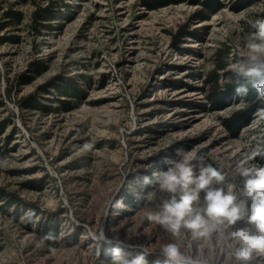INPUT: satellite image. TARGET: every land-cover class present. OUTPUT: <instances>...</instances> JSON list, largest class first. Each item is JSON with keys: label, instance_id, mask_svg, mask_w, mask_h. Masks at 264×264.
<instances>
[{"label": "rangeland", "instance_id": "1", "mask_svg": "<svg viewBox=\"0 0 264 264\" xmlns=\"http://www.w3.org/2000/svg\"><path fill=\"white\" fill-rule=\"evenodd\" d=\"M238 1L211 12L187 0H0V264H112L115 248L132 259L140 246L148 264H172L159 250L171 239L196 251L190 235L146 220L155 185L144 177L184 149L197 173L205 157L231 183L232 165L264 144V101L237 135L223 123L252 105L229 89V65L264 16V0ZM48 8L54 18L35 29ZM214 92L227 97L213 103ZM114 195L124 207L108 210Z\"/></svg>", "mask_w": 264, "mask_h": 264}, {"label": "clouds", "instance_id": "2", "mask_svg": "<svg viewBox=\"0 0 264 264\" xmlns=\"http://www.w3.org/2000/svg\"><path fill=\"white\" fill-rule=\"evenodd\" d=\"M251 27L254 31L243 47H237L229 71L237 96L254 92L264 101V16L252 21ZM257 115L264 119V108ZM175 154L178 159H165L167 170L153 173L151 180L144 177V183H153L155 188L150 193L151 206L146 204L141 210L150 224L172 238L190 235L200 244L196 251L186 252L171 239L160 245V254L172 264H264V164L256 162L264 158V144L250 148L232 165L231 183L205 157H200L197 173L194 152L176 149ZM122 207L123 199L114 195L108 210ZM53 238L52 233L45 234L40 243ZM148 254L140 246L139 254L127 259L115 248L112 264H148Z\"/></svg>", "mask_w": 264, "mask_h": 264}, {"label": "trees", "instance_id": "3", "mask_svg": "<svg viewBox=\"0 0 264 264\" xmlns=\"http://www.w3.org/2000/svg\"><path fill=\"white\" fill-rule=\"evenodd\" d=\"M138 1L146 9L155 10V9L160 8V7L167 6V5H170L172 3L182 1V0H138ZM187 1L201 5L202 9L205 11L215 12V11L220 10L223 7L222 0H187ZM234 8L239 10L241 7L239 6L238 3H236ZM35 17H36V22H35L34 28L38 29L39 28L38 26H41L40 20L51 21L54 18V14H53L52 9H50V8L39 9L35 13ZM12 18L20 21L22 19V16L20 13H16V14H14V16ZM45 27L49 28V26H45ZM185 35H186V28H184L182 31L179 32L178 35L175 36V45L176 46L180 45L181 40L183 37H185ZM228 58H229L228 50H226V52H223V54H220L219 65H218V68L220 70L226 69V67L228 66V60H227ZM211 79H212L211 80L212 83H218V81H219L218 76H215L214 78H211ZM29 81H31V78L25 79V83H28ZM229 89H231V92H235L233 83L229 86ZM223 96L225 98L227 97V95L223 92H222V94H220L218 92H214V93L209 95V100L212 101L213 103L219 104V102L222 99H224ZM247 99L250 103H252V105L249 108H247L246 110H240V111L235 112L232 116L226 118L223 122L225 127L233 135H237L242 128H244L245 126L248 125L252 111H253L256 103H257L256 101L258 100V98L254 92H250L249 95H247ZM26 105L29 106L32 104L28 100V102H26ZM36 105L37 104H35V106ZM149 130L151 133H155V130H153V129H149ZM131 197H132L131 195H127L126 200H127L128 204L133 205V202H131V199H133V198H131ZM48 233H50V232H48ZM47 242L51 243V239H48Z\"/></svg>", "mask_w": 264, "mask_h": 264}]
</instances>
